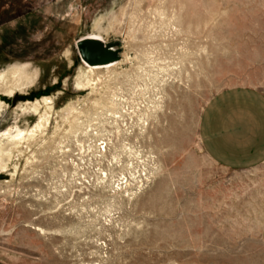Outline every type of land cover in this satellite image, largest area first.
<instances>
[{
	"label": "rangeland",
	"instance_id": "obj_1",
	"mask_svg": "<svg viewBox=\"0 0 264 264\" xmlns=\"http://www.w3.org/2000/svg\"><path fill=\"white\" fill-rule=\"evenodd\" d=\"M83 38L118 65L95 77ZM18 67L1 263L264 264V0H0Z\"/></svg>",
	"mask_w": 264,
	"mask_h": 264
},
{
	"label": "bare ground",
	"instance_id": "obj_2",
	"mask_svg": "<svg viewBox=\"0 0 264 264\" xmlns=\"http://www.w3.org/2000/svg\"><path fill=\"white\" fill-rule=\"evenodd\" d=\"M116 65H118L117 62L114 63V64H111V65H106V66H90L88 64L86 66H88V68L90 69L91 73H93V75H95V77H96V75H99L101 73V70H103V69H111V68L115 67ZM108 71L110 72V70H108ZM27 74H29V73L27 72V68H25V67L12 68L9 71L0 72V90L5 92V93H9V94H13L16 91V89L24 90L25 88L29 87V85L33 84V82H34V79L32 81V79H30L27 76ZM108 74L110 76V73H108ZM92 81H95V79H93V80L92 79H88L87 82L91 84ZM92 83H94V82H92ZM101 84H102V82H101ZM94 86H95V84H94ZM47 101L48 100H45V102H47ZM73 113H74V109L72 107H70L69 110H68V114L72 115ZM48 115H49V113H45L44 117L42 118V121L37 126V129L41 128V127H43L45 125V118L47 119ZM21 139H23V137ZM2 153H3V155L7 156L10 153V149L4 148ZM5 161H6V158L2 157L1 154H0V165L5 164L6 163Z\"/></svg>",
	"mask_w": 264,
	"mask_h": 264
},
{
	"label": "water",
	"instance_id": "obj_3",
	"mask_svg": "<svg viewBox=\"0 0 264 264\" xmlns=\"http://www.w3.org/2000/svg\"><path fill=\"white\" fill-rule=\"evenodd\" d=\"M118 43H104L99 39L83 38L77 42L82 61L90 66H106L120 61Z\"/></svg>",
	"mask_w": 264,
	"mask_h": 264
},
{
	"label": "crops",
	"instance_id": "obj_4",
	"mask_svg": "<svg viewBox=\"0 0 264 264\" xmlns=\"http://www.w3.org/2000/svg\"><path fill=\"white\" fill-rule=\"evenodd\" d=\"M0 264H3V263L0 262Z\"/></svg>",
	"mask_w": 264,
	"mask_h": 264
}]
</instances>
